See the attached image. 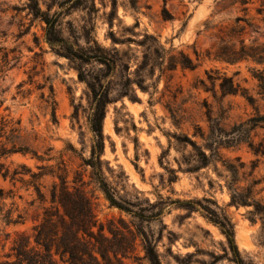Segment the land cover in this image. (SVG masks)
Listing matches in <instances>:
<instances>
[{
	"label": "rangeland",
	"instance_id": "374dc122",
	"mask_svg": "<svg viewBox=\"0 0 264 264\" xmlns=\"http://www.w3.org/2000/svg\"><path fill=\"white\" fill-rule=\"evenodd\" d=\"M260 4L261 0H251L244 14L236 0H0V116L19 120L27 144L47 159L38 161L29 154H14L7 163H12V168L24 164L38 172L37 165L53 166L58 171V163L64 161L69 185L82 186L91 199L96 220L103 226L101 243L106 248L127 250L119 254L121 264H149L144 239L154 247L161 264H234L218 227L198 211L176 202L203 197L216 200L231 218L235 243L243 259L264 264L261 222L250 220L248 211L252 207L229 205V173L221 162L238 156L249 164L257 157L247 143H233L229 149H220L221 160L215 157L207 167L188 172L197 162L192 145L186 142L190 139L203 145L205 142L194 133L202 131L207 135L210 130L211 139L218 141V135L239 129L242 123L257 117L242 96H222L219 80L211 84L206 72L233 77L257 99L264 113V102L252 77V71L264 65L251 60L229 64L213 59L222 41H236L230 40L227 33L237 17L257 27L246 26L242 35L246 46L264 43V12H257ZM35 5L46 15L58 13L56 31L74 47L83 49L88 42L96 41L105 49L116 47L121 51L116 71L109 78L112 102L102 124V171L115 199L148 218L110 205L92 169L84 164L82 159L89 157L92 145L87 121L91 95L86 83L79 79L78 69L88 77L98 73L101 66L55 53L45 41V23L35 15ZM164 6L166 20L162 17ZM239 24L246 25L243 21ZM112 37L121 43L113 44ZM155 49L160 54L164 49L166 61L169 55L178 57L182 51L197 66L192 70L178 66L157 81L160 70L158 66L151 70L149 64L142 74L150 92L157 87L152 103L149 93L135 83L132 87L137 99L120 98L124 91L133 94L122 84L126 76L134 81L133 72L143 53L149 52L153 58ZM168 107L182 117L178 125L172 121ZM250 137L259 143L264 129L256 127ZM258 159L255 174L261 176L264 156ZM53 181L59 183L58 177L44 176L42 191L48 194ZM0 186L13 188L21 195L22 199L17 198L20 209L29 212L24 225L9 230L30 233L32 216L42 212L38 202L28 205L36 198L33 189L1 176ZM260 196L264 197V191ZM93 230L97 231V227ZM10 241L0 247V261Z\"/></svg>",
	"mask_w": 264,
	"mask_h": 264
},
{
	"label": "trees",
	"instance_id": "16d2710c",
	"mask_svg": "<svg viewBox=\"0 0 264 264\" xmlns=\"http://www.w3.org/2000/svg\"><path fill=\"white\" fill-rule=\"evenodd\" d=\"M236 2L240 3L241 10L244 14H247L248 7L246 5L251 3V0H236ZM34 8L35 15L45 23V41L55 53L68 59L79 60L82 63H96L101 66L98 73L88 77L82 70L78 69V77L86 83L91 95L87 121L92 133V145L89 157L82 160L84 164L92 169L95 181L110 205L139 218H148L127 209L115 199L112 188L105 180L102 171L101 154L104 147L102 124L106 108L112 102L109 78L116 71L121 51L116 47L111 50L105 49L96 41H93V44L88 42L86 48H76L57 33L58 13L49 16L44 14L36 5ZM162 12V17L166 20L168 13L165 6L162 8ZM257 12L259 14L264 12V0H261ZM240 21L245 22L246 25H240ZM235 22L236 24L229 29L227 36L230 40H236L238 44H236V41L232 43L222 41L214 52L213 59L229 64L251 60L256 64L264 65V43L246 46L242 38V35L246 32V26L257 27L252 23H248L244 17H237ZM112 42L113 44L121 43L114 37H112ZM164 52V49H162V53ZM162 53L160 54V51L155 49L153 58H151L149 52L143 53L142 60L136 64L133 72L134 81L126 76L122 84L124 88H129L133 94L129 95L124 91L120 93V98L128 96L129 99L136 100L137 97L132 87V84L135 83L142 91L149 93V103H152L154 94L158 92L157 87L156 85L153 86L150 92L149 85L142 74L149 64L150 69L152 67L151 70L154 66H158L160 70L157 81L166 71H174L178 66L189 70L197 66V63L182 51L179 52L178 57L169 55L167 61L165 60L166 53ZM195 54L198 61L199 55ZM207 54L210 57L211 53L208 52ZM206 74L213 85L219 80V89L222 96H242L256 111L257 117L248 119L247 122L241 124L239 129H234V131L227 132L225 135H218V141L211 139V133H213L211 130L207 135L202 131H196L194 135L205 143L198 145L190 139L186 140L192 145L197 162V165L189 167L187 171L196 172L203 166L207 167L211 163V159L215 160V157L221 160L223 157L219 153L221 148L229 149L233 146V143L236 145L247 143L249 151L257 157L250 160L249 164L242 161L238 156L234 159L221 160L225 170L229 173V178L226 181L230 195L229 205L236 208L239 206L252 207L248 211L251 215L250 220L254 222L259 219L261 222L260 231L264 234V197H258L264 191V173L261 176L255 174L259 165L258 158L264 156V138L255 144L250 137L251 131L256 127L264 129V113H261L257 99L249 94L248 89L235 82L233 77H229L224 73L219 75L217 71L214 73L213 71L206 72ZM252 77L257 81V94L264 102V68L254 69ZM262 109L264 110V103ZM168 110L172 121L178 125L182 117L178 116L170 107H168ZM21 131L19 120H8L0 116V176L3 179L9 178L13 184L20 182L26 189L32 188L36 198L29 201L28 205L32 207L38 202V208L42 212L41 215L39 212H35L32 216L31 219L34 224L30 233L20 229L10 231L9 228L24 225L29 212L28 209H20L17 198L22 199L21 195H18L13 188L0 186V247L4 248L11 239L9 250L5 253L4 260H1L0 264H121L119 254L125 253L127 250L125 248H106L101 243L99 239L102 236L103 226L96 220L91 199L82 186L71 187L69 185L67 180L68 170L64 165V161L58 163V171H55L53 166L37 165L38 172L32 171L24 164H17L12 168V163H7V160L14 154H29L38 161L47 160L27 144ZM223 143L225 145H222ZM206 150L209 151L208 154ZM48 174L57 176L59 183L53 181L47 194L42 191L44 188L42 178ZM25 176H28V178L26 179ZM176 202L191 211H198L207 222L218 227L226 239L231 255L230 260L234 264H255L252 261H245L241 256L234 239V224L216 200L203 197L196 201ZM47 203L48 206H46ZM95 227H97V231L93 230ZM144 240L148 244L145 246V251L149 264H161L154 247L146 239Z\"/></svg>",
	"mask_w": 264,
	"mask_h": 264
}]
</instances>
